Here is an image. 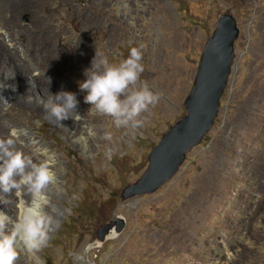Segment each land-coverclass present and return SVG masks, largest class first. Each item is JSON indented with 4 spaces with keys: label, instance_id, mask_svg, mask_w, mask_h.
<instances>
[{
    "label": "rangeland",
    "instance_id": "obj_1",
    "mask_svg": "<svg viewBox=\"0 0 264 264\" xmlns=\"http://www.w3.org/2000/svg\"><path fill=\"white\" fill-rule=\"evenodd\" d=\"M5 1V27L29 56L15 46L5 65L14 58L12 75L34 73L59 91L65 88L56 80L68 78L82 123L73 131L86 136L81 144L68 128L71 119L57 123L33 110L49 98L41 91L42 98L34 92L35 102H24L23 77L13 101L0 103L61 164L58 189L50 192L49 242L35 257L22 251L18 264H264V0ZM225 11L236 18L239 35L212 127L162 186L120 200L163 133L184 115L203 45ZM140 46V81L162 95L141 115V126L117 128L89 110L79 84L96 54L115 63ZM120 220V232L93 245L102 225Z\"/></svg>",
    "mask_w": 264,
    "mask_h": 264
},
{
    "label": "clouds",
    "instance_id": "obj_2",
    "mask_svg": "<svg viewBox=\"0 0 264 264\" xmlns=\"http://www.w3.org/2000/svg\"><path fill=\"white\" fill-rule=\"evenodd\" d=\"M142 60V46L131 47L127 57L115 63L96 54L85 70L86 79L79 84L80 90L86 92L83 99L91 106L89 110L110 117L117 128L141 126V115L162 95L140 81ZM78 103L74 93L59 91L52 94L50 111L62 121L78 115ZM15 136L12 130L9 137L0 138V194L14 197L18 210L15 217L0 211V264H18L22 251L35 257L47 246L52 229L48 193L57 181L55 158L34 161L15 146ZM0 202L6 205L10 201Z\"/></svg>",
    "mask_w": 264,
    "mask_h": 264
},
{
    "label": "water",
    "instance_id": "obj_3",
    "mask_svg": "<svg viewBox=\"0 0 264 264\" xmlns=\"http://www.w3.org/2000/svg\"><path fill=\"white\" fill-rule=\"evenodd\" d=\"M238 35L234 15L230 11L220 13L216 27L203 45L192 86L184 100V115L163 133L148 155L145 170L122 190L120 200L152 193L162 186L178 171L191 148L210 130L234 65ZM123 225L122 220L105 223L99 228L93 245L104 241L112 230L120 232Z\"/></svg>",
    "mask_w": 264,
    "mask_h": 264
},
{
    "label": "bare ground",
    "instance_id": "obj_4",
    "mask_svg": "<svg viewBox=\"0 0 264 264\" xmlns=\"http://www.w3.org/2000/svg\"><path fill=\"white\" fill-rule=\"evenodd\" d=\"M6 3L7 2L5 0H0V41L2 43L3 42L6 43L8 46L5 48L0 44V51H2L5 54V56L3 58H0L2 60V61L0 60V103H2V100L6 101L8 104H9V101H13L12 99H14L13 97L15 96V93H16L15 88L17 86L16 83L18 82V79H19L18 77H23L24 82L26 83V86H25V93L26 94H25V96H23V101L26 102L27 100H32L33 102H35L34 99H36V98H33L34 92H36V94L39 95V98L40 97L42 98V95H40L41 92L43 94L48 95L49 98L45 99V101L42 102V104L40 105L41 107L39 109H33V110H35V111L45 110V112L47 111V113H49L51 115V117L55 121H57V123H60L61 121H58L52 115V113L50 111L52 94H56L57 92H59V90L55 89L54 84L50 81H47V80L43 81L41 78H39L34 73L22 72L19 75H17V74L12 75L13 70H12L10 64L13 62L15 63L14 58H12V61H10V59H9L8 65H5V62L8 61V59L7 60L5 59L8 56L7 55L8 52L11 53L12 48H14L15 46H19V48H21V46L18 45V42L15 40V38L12 37V35L9 33L8 29L5 27L6 24H5V20H4V16H5L4 14L6 13ZM5 18H7V17H5ZM8 22H9V20H8ZM22 50H23L22 55L29 58L26 51L24 49H22ZM18 63H16V64H18ZM32 68H33L32 70L37 69L36 66H33ZM56 81H59L61 83V85L65 88V89L60 90V91H68V92L74 93L77 97V100L79 101V96L74 91V89L71 87L70 80L68 78H66V77L60 78L59 77V79ZM14 102H13V104H14ZM77 110H78V108H77ZM77 113H78V111H77ZM78 116H79V113H78V115H73L72 118L65 119V121H68L70 119L72 120V123L70 124L72 126H69L68 128L70 129L71 133H73L74 137L76 136L78 138L77 140H79V142L81 144H84V142H86V136L84 135L85 133L83 132V130L75 128L76 130L73 131L74 125L81 123V121H79L80 118ZM18 118H19V115L5 114V113H2L0 111V138L9 137L12 130H15V133H16V136H15L16 145L15 146L18 149L22 150L25 154L32 157L34 161H39L41 159L46 158L47 156H54V158H55L54 170L57 173V181H56L55 185L50 187L49 193H48L49 199H50L49 205L52 206L53 202L51 200L50 192L52 191L53 187L58 189V186H59L58 174L60 172L61 164H59L58 156L53 152V150L49 147V145L46 142H44L42 139L38 138L29 128L23 127L22 125L18 126L16 124ZM62 121H64V120H62ZM81 125H82V123H81ZM0 198L3 200L8 199L10 201L6 205L4 203L0 202V211L9 212L10 215L15 217L18 210H17V206H16V202H15L14 197H5L3 194H0ZM114 234H116V231L112 230L110 235L112 236Z\"/></svg>",
    "mask_w": 264,
    "mask_h": 264
}]
</instances>
